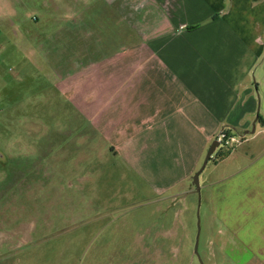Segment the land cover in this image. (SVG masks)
Segmentation results:
<instances>
[{
	"label": "crops",
	"instance_id": "crops-1",
	"mask_svg": "<svg viewBox=\"0 0 264 264\" xmlns=\"http://www.w3.org/2000/svg\"><path fill=\"white\" fill-rule=\"evenodd\" d=\"M5 10L153 194L192 193L220 130L242 137L200 174L208 258L264 264V0H7Z\"/></svg>",
	"mask_w": 264,
	"mask_h": 264
},
{
	"label": "rangeland",
	"instance_id": "rangeland-1",
	"mask_svg": "<svg viewBox=\"0 0 264 264\" xmlns=\"http://www.w3.org/2000/svg\"><path fill=\"white\" fill-rule=\"evenodd\" d=\"M11 14H0V264H215L202 194L139 182Z\"/></svg>",
	"mask_w": 264,
	"mask_h": 264
},
{
	"label": "water",
	"instance_id": "water-1",
	"mask_svg": "<svg viewBox=\"0 0 264 264\" xmlns=\"http://www.w3.org/2000/svg\"><path fill=\"white\" fill-rule=\"evenodd\" d=\"M255 131V122L253 123V127L251 130H247L245 132V134H249V133H253ZM220 146V142L218 141V139H215L212 144L210 145L205 158L203 160V163L201 165V167L199 168V170H197V172H195V174L192 177V181H193V185L195 187V189L193 190V192L197 193L199 196V199L201 200V185H200V174L202 173V171L205 169L206 165L208 164L209 160L211 159L212 155L215 153L216 149ZM198 240H199V233L197 235L196 238V244H195V249H194V254L199 258V254H198Z\"/></svg>",
	"mask_w": 264,
	"mask_h": 264
},
{
	"label": "built area",
	"instance_id": "built-area-1",
	"mask_svg": "<svg viewBox=\"0 0 264 264\" xmlns=\"http://www.w3.org/2000/svg\"><path fill=\"white\" fill-rule=\"evenodd\" d=\"M216 139H218V141L220 142L219 147L232 148L242 140V137L229 134L228 129L223 128L222 130H220Z\"/></svg>",
	"mask_w": 264,
	"mask_h": 264
},
{
	"label": "trees",
	"instance_id": "trees-1",
	"mask_svg": "<svg viewBox=\"0 0 264 264\" xmlns=\"http://www.w3.org/2000/svg\"><path fill=\"white\" fill-rule=\"evenodd\" d=\"M228 132H229V134L231 133V130L229 129L228 130ZM221 148V147H220ZM222 149V152H221V156L220 157H224V156H226V155H228V153L230 152V150L232 149V148H221Z\"/></svg>",
	"mask_w": 264,
	"mask_h": 264
}]
</instances>
